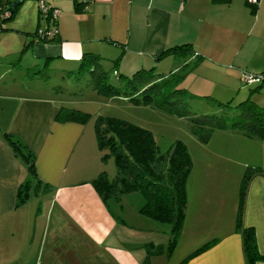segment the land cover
<instances>
[{"label": "crops", "instance_id": "crops-1", "mask_svg": "<svg viewBox=\"0 0 264 264\" xmlns=\"http://www.w3.org/2000/svg\"><path fill=\"white\" fill-rule=\"evenodd\" d=\"M46 2L59 10L53 23L39 10L38 0H19L13 14L0 22V264H145L150 240L151 246H162L160 253L150 256L152 264H181L214 238L183 264H248L243 231L237 225L240 199L233 189L213 187L209 180L215 175L209 169L203 171L205 181L194 187L190 173L187 212L172 252L158 241L155 222L118 219L113 203L109 207L92 182L107 171L95 122L58 120L59 108L69 106L72 99L64 87L50 82L53 76L64 78L76 71L84 52L99 54L102 67H113L118 58L119 72L132 75L134 70L155 67L161 76L179 70L187 59L179 53H161L190 43L191 58L201 60L185 77L200 68L208 77L201 83L206 84L204 89L195 84L188 88L234 98L245 72L264 69V0ZM43 16L47 28H58L56 39L39 38ZM209 74L222 76L220 86ZM255 87L246 89L240 101L252 99L264 106V83ZM7 133L32 150L37 174L49 185L44 192L32 191L20 204L19 186L27 179L33 186L36 179L9 145ZM242 221L255 228L264 253V172L249 182ZM132 226L135 229L130 230ZM178 245L190 250L182 259L173 258ZM257 264H264V259Z\"/></svg>", "mask_w": 264, "mask_h": 264}, {"label": "trees", "instance_id": "trees-1", "mask_svg": "<svg viewBox=\"0 0 264 264\" xmlns=\"http://www.w3.org/2000/svg\"><path fill=\"white\" fill-rule=\"evenodd\" d=\"M13 2L14 0H8V2L1 5L3 8H9ZM18 2L19 0L14 5V8ZM0 3H2L1 0ZM14 8L10 10L8 15L0 16V22L2 24L13 14ZM39 10L41 11L40 6ZM2 24L0 26H2ZM58 34L59 31L57 28L53 36H47L45 38L54 40L58 37ZM169 53H179L180 55L186 56L185 58L187 59L183 60L184 62L179 70L161 76L155 73V67L141 68L132 75L118 71L117 74H119L118 76L121 79V83L124 82L123 85H118L113 83V81H109V68L102 67L99 54L92 52H84L78 69L76 71L73 69L70 70L68 75L75 74V79L80 80V84L86 81L88 87L92 86L91 88H98L101 92L109 95H116L123 90H129V95L133 99L139 98L138 95L133 96L136 89H141L139 88V79L149 78L151 84L143 90L145 92L143 97L147 100L151 96H157L156 93H158L160 94L158 96L162 99L161 104L182 114L185 112L184 108L178 105L181 98H174L173 96L190 91L186 86H178V84L171 86V83L183 78L191 69L199 64L201 58H191L194 50L191 48L190 43L169 47L163 51L161 55ZM117 62L118 58L115 59L113 66H116ZM85 71H90L92 75L82 80L85 76ZM247 73L261 75L260 79L250 81L251 84L255 83L254 87L264 83V69L255 73L245 72V74ZM52 74L54 73H49V75ZM244 76L242 80L246 82ZM163 88L168 89L164 91ZM255 88H253V90ZM152 89H154L156 93L151 91ZM190 94L196 95L197 93L191 91ZM170 96H172L174 100L171 101ZM207 96L212 95L207 94ZM242 103H244V106H242L244 109L243 120L236 121V123L246 125L248 127V135L264 139V106L257 104L252 99L243 100L240 104ZM90 116L91 112L89 111L66 105H62L57 113V119L62 121L77 120L86 122L90 119ZM225 121L223 117H219L215 123L225 126ZM202 127L205 126H194V131L197 132L203 140H209L211 130H206V132L203 133L201 131ZM95 128L98 145L103 152L102 160L106 162L108 157L113 155L117 172L115 176L111 178L106 170L101 171V173L92 180L93 185L109 207L112 200L121 201L123 195L126 193L140 192L144 198L140 210L157 221L170 224L168 252H172L180 238L183 228L188 205L187 183L194 166V160L187 144L181 139H177L169 149L162 151L152 130L138 123L112 115L98 114L95 121ZM7 139L12 149L26 160L31 176L36 179L33 186L31 184V179H27L19 186L17 203L20 204L27 200L32 191L35 193L44 192L48 189L49 185L37 174L35 154L32 150H30L22 140L8 133ZM258 172L263 173L264 169L259 167L256 170L247 171L242 179L240 188V206L237 225L241 227L243 231L244 250L248 264H257L259 260L264 259V253L261 252L258 247L255 228L253 226L243 225L242 221V209L249 182ZM116 216L123 219L119 215ZM214 240L215 238L190 252L183 258L181 264L212 244ZM152 244H154L153 240L146 242L148 254L145 264H152L150 256L153 253H160L162 251L161 244L158 245V247H153L151 246Z\"/></svg>", "mask_w": 264, "mask_h": 264}, {"label": "rangeland", "instance_id": "rangeland-1", "mask_svg": "<svg viewBox=\"0 0 264 264\" xmlns=\"http://www.w3.org/2000/svg\"><path fill=\"white\" fill-rule=\"evenodd\" d=\"M44 17L41 19L42 27L40 28H47L48 26V21ZM108 67H110L108 70L109 81L123 85L124 82L121 83L119 74H117L119 68L117 66ZM134 71L130 74L134 73ZM155 73L158 74L159 72ZM91 75L90 71H85V76L82 80L85 77H91ZM185 76L179 80H175V82L171 83V86L176 84L178 86H187V80L189 79V81H193L187 88L192 87L194 84L197 86L202 85L200 87L202 89L206 87V84H201L208 77L204 69L194 70V73L189 74L188 79ZM209 76L212 81L215 80L220 86L221 75L209 74ZM40 77L45 78L43 75ZM50 83L64 87L65 94L72 99L70 104H68L69 106L91 112V121L89 122L93 123V125L98 114L117 116L138 123L152 130L162 151L169 149L177 139L184 141L192 154L195 166L192 169L193 171H191L192 174L194 173L193 181L190 184L189 175L187 187L189 184L194 187L198 186L201 181L204 182L206 178H202L203 171L209 169L211 171L210 174L215 175V177L209 180L213 187L225 186L228 189H233L234 192H237L235 194L236 197L240 199L242 179L247 171L256 170L259 167L264 169V140L260 137L248 135V127L236 123V121L243 120L244 109L241 106L244 103L240 104L242 94L246 89L248 90L254 86L255 83L251 84L242 80V87L235 95L233 94L234 98H231L232 96L230 98H227V96L224 98L207 96V93H199L200 95H197L198 93L196 95L190 94L191 91H194L192 88H188L190 92L173 96L174 98H181L178 105L184 108L185 112L182 114L161 104L162 99L158 96L160 94L156 93L154 89L151 91L156 93L157 96H151L147 100L143 97L145 94L143 90L151 84L149 78L139 79V88L141 89H136L133 94V96L138 95V99L131 98L129 90H123L116 95H109L101 92L98 88L88 87L86 81L80 84V80L75 79V74L65 75L64 78L53 76ZM76 89L78 91H72ZM167 89L163 88L164 91H167ZM173 97L170 96L171 101L174 100ZM262 102H264V97ZM219 117H223L226 120L225 126L215 123ZM199 125L207 127L201 128L203 133L206 130H211L209 140H203L194 131V126L199 127ZM94 138L95 132L93 131V144L95 142ZM105 167L107 171L110 169L111 172H108L112 178V175L114 176L117 171L113 155L108 157ZM257 174H260V172ZM140 194V192L129 193L124 195L119 202H115V200L111 201L113 203V210L116 215H119L129 223L153 225L154 223L152 222H155L157 226L155 233L158 241L160 243L164 242L166 244L165 249H167L171 226L168 223L153 219L140 210V204L143 202ZM132 229H135V227H130V230ZM189 251L187 247L178 245L173 252V258L178 257L182 259ZM164 255L167 256V251H165Z\"/></svg>", "mask_w": 264, "mask_h": 264}, {"label": "built area", "instance_id": "built-area-1", "mask_svg": "<svg viewBox=\"0 0 264 264\" xmlns=\"http://www.w3.org/2000/svg\"><path fill=\"white\" fill-rule=\"evenodd\" d=\"M250 2L256 3L258 0H249ZM39 6L41 8V12H43L46 16L49 17L50 21L53 23L55 22L56 18L58 17L59 10L57 7H54L46 2V0H39ZM10 13L9 8H3L0 4V16L8 15ZM57 31L56 26H52L50 28H39L38 29V36L39 38H44L47 36H53ZM261 78V75H256L252 73H247L244 76L246 82L258 80Z\"/></svg>", "mask_w": 264, "mask_h": 264}, {"label": "water", "instance_id": "water-1", "mask_svg": "<svg viewBox=\"0 0 264 264\" xmlns=\"http://www.w3.org/2000/svg\"><path fill=\"white\" fill-rule=\"evenodd\" d=\"M16 1H18V0H15V2H13L12 5L9 7L10 10H13Z\"/></svg>", "mask_w": 264, "mask_h": 264}]
</instances>
